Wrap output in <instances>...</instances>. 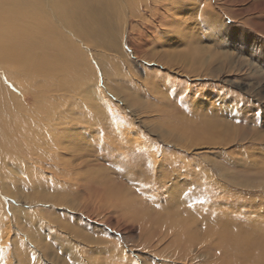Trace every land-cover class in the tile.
I'll use <instances>...</instances> for the list:
<instances>
[{
	"label": "rangeland",
	"instance_id": "obj_1",
	"mask_svg": "<svg viewBox=\"0 0 264 264\" xmlns=\"http://www.w3.org/2000/svg\"><path fill=\"white\" fill-rule=\"evenodd\" d=\"M145 17L152 24L150 34H144L142 41L138 40V34L134 36V52L128 50L127 60L117 56L121 63L118 62L122 71V95L138 105L131 106L122 97L107 96L117 112L132 121L133 129H141L142 137L154 142L153 148L163 147L166 154L179 156L183 166L175 172L165 171L164 175L169 177H163L165 181L156 180L145 186L153 188L154 201L146 200L141 206L137 201L131 205L127 200L130 206L125 208L120 203L115 205L116 194L132 192L142 166L131 162L130 157L114 156L99 147L91 133L100 125L80 126L74 133L83 141L61 144L65 147L63 161L71 165L64 169L60 166L62 169L53 172L47 166L37 172L30 170L27 174L31 179H28L18 169L17 162L13 166L7 161L0 163L4 172L0 182L4 211L9 216L11 207L14 208L22 221L41 218L29 232L38 246L26 241L22 251L17 252L23 259L21 264H222L229 261L215 258V249L207 246L213 238L205 239L204 223L212 226L216 220L204 216L213 214L216 207H199V196L189 193L193 187L195 192L209 194V198H220L214 190L208 193L212 188L205 184L207 180L199 172L212 173V186H230L219 176L223 172L226 179L255 184L248 189L252 194L242 192L247 200L222 205L221 209L236 211L254 204L247 215L264 220V167L261 168L264 159L259 167L232 163L239 158V151L254 145L244 143L222 149L202 143L201 137H196L200 141H192L191 146L180 150L177 147L186 145L189 138L175 127L176 122L186 124L191 119L216 115L233 127L238 122L242 124L244 119L248 128L254 126L264 135V0H182L173 7L172 15L160 21L152 20L147 14ZM255 89L260 91L259 95ZM29 95L25 102L31 105ZM103 114L96 115L93 122H107ZM33 116L38 118L37 111ZM88 142L91 144L87 153L75 148ZM255 147L264 151V140ZM97 156L101 158L94 161ZM82 158L90 162L76 167ZM219 164L223 172L214 170L213 165ZM175 175L180 177L174 179ZM154 184H160L161 189L155 190ZM231 190L235 195L232 197H236V190ZM38 193L46 198L57 197L65 207L57 208L45 202L33 205L26 200ZM196 206L200 208L198 215L189 214L191 209H188ZM33 209L38 211L33 213ZM136 215L142 217L139 222L133 218ZM3 221L0 217V264H19L11 245L4 244ZM11 228L9 236L13 238L15 228ZM237 257H232L236 260L231 264H260L254 257Z\"/></svg>",
	"mask_w": 264,
	"mask_h": 264
},
{
	"label": "bare ground",
	"instance_id": "obj_2",
	"mask_svg": "<svg viewBox=\"0 0 264 264\" xmlns=\"http://www.w3.org/2000/svg\"><path fill=\"white\" fill-rule=\"evenodd\" d=\"M181 2L182 0H0V163L7 161L13 166L17 162L20 165L18 169L28 179H31L27 174L30 170L37 172L43 167L48 168L47 166L53 172L61 167L64 169L71 165L66 160L63 161L62 151L65 147L61 144L83 141L74 133L80 126L100 125V129L91 133L95 142H99V147L107 152L109 150L114 156L122 154L123 157H130L131 162L140 164L143 170L140 177L134 176L136 178L132 192L120 191V194L117 191V197L113 198L115 205L120 203L122 207L129 208L128 201L131 205L133 201H137L141 206L146 200L154 201L153 188L145 186L156 180L160 181L163 177L168 179L164 172H175L182 167V159L166 154L163 147L153 148L154 142L143 138L141 129H133L132 121L117 112L118 109L107 95L122 97L131 106L138 105L122 95V71L118 57L127 60L128 52H134V36L138 34V40L142 41L144 34L149 33L152 24L145 19L146 14L152 20L160 21L165 16L172 15L173 7ZM107 52L111 53L107 56ZM258 89L254 90L256 95L260 94ZM29 94L32 98L31 105L25 102ZM35 111L37 119L33 116ZM102 113L107 122H93L94 117L102 116ZM241 123L238 122L233 127L231 123L221 122L216 115L206 116L201 120L191 119L186 124L176 122L177 131L189 138L186 145L180 144L182 147L179 145L177 148L183 150L191 146L192 141H200L194 139L196 137H201L202 143L222 149L249 143L254 146L246 151H239V158L232 163L259 167L264 159V151L255 145L264 140V135L256 131L254 126L248 128L246 120L242 119ZM90 144L88 142L75 148L87 153ZM77 157L76 160L80 158ZM98 157L101 158L97 156L94 161H98ZM88 161L90 162L82 158L75 166L81 167ZM213 167L214 170L223 172L222 164ZM130 172L136 173L137 170L130 169ZM2 173L4 172L0 169V182L4 175ZM8 173L10 176L11 172ZM199 174L207 180L205 184L212 188L207 190L208 193L214 190L216 194H220V198L212 199L208 197L209 194L195 192L193 187L189 192L199 196V207H216L213 214L204 216L205 219L216 220L212 226L204 223L205 239L213 238L207 242V246L215 249V258L229 260L222 264H231L236 260L232 258L234 256L242 259L254 257L260 264H264V230H260L264 223H259L264 220L247 215L255 205H242L236 211L221 209L222 205L229 206L247 200L242 192L250 194L252 191L248 189L255 184L226 179L223 172L219 176L231 187L212 186V173ZM195 175L194 173V178L198 179ZM262 176L264 178V173ZM178 177L180 176L175 175L174 179ZM157 185L155 190L161 189L162 186ZM231 189L238 193L236 197H232L235 195ZM7 192L10 194L8 190ZM28 197L26 200L33 202V205L45 202L57 208L65 207L55 196L48 195L49 198H46L38 193ZM47 199L56 203L45 201ZM198 206L189 208L191 212L188 213L197 216L200 211ZM69 208L71 209L70 206ZM13 210L11 207L8 216L0 199V217L4 219L2 224L6 226L2 232L4 244L11 245L13 255L16 254L17 262L21 264L23 259L17 252L22 251L26 241L38 246L37 240L29 232L33 231L41 218H24L22 221L17 217V211ZM36 210L33 209L32 212ZM133 218L139 222L142 217L136 215ZM10 226L15 228L13 238L9 236L12 230Z\"/></svg>",
	"mask_w": 264,
	"mask_h": 264
}]
</instances>
